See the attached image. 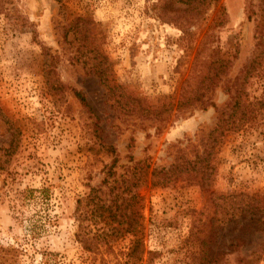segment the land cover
<instances>
[{
    "label": "rangeland",
    "instance_id": "obj_1",
    "mask_svg": "<svg viewBox=\"0 0 264 264\" xmlns=\"http://www.w3.org/2000/svg\"><path fill=\"white\" fill-rule=\"evenodd\" d=\"M1 2L0 264H188L198 249L192 233L211 229L222 264H264V234L240 232V198L226 196L264 193V110L249 126L225 132L214 148L207 138L264 46V0H220L221 25L213 23L216 6L209 5L188 36L160 18L157 0ZM207 48L230 63L212 93L214 106L205 109L173 108L159 119L128 113L95 73L105 57L129 95L146 105H174L194 58ZM263 94L264 59L246 79L242 97ZM203 151L215 156L208 189L180 179L137 189L143 196L141 261L127 258L130 235L110 236L90 219L79 227L77 200L85 204L91 187L105 190V165L114 157L120 174L135 162L168 168L178 156L192 159ZM237 234L240 243L232 246ZM104 236L108 240L98 242ZM80 237L91 240L90 248Z\"/></svg>",
    "mask_w": 264,
    "mask_h": 264
},
{
    "label": "trees",
    "instance_id": "obj_2",
    "mask_svg": "<svg viewBox=\"0 0 264 264\" xmlns=\"http://www.w3.org/2000/svg\"><path fill=\"white\" fill-rule=\"evenodd\" d=\"M159 16L164 20L176 22L184 36L191 34L189 27L200 20L208 6H216L213 16V23L221 25L226 21V13L220 0H157ZM180 4L182 6H176ZM2 11V2L0 0V12ZM263 46V44H261ZM208 52L200 57L194 58L189 73L182 80L179 88V96L176 103L172 101H163L159 105L145 104L144 99L129 95L121 85L115 83L110 62L105 57H101V63H96L95 73L99 81L106 87L108 96L113 99L114 103L123 111L135 113L138 116L149 118H161L165 112L168 114L173 108L182 110L187 108L199 107L205 109L214 106L212 93L218 85L221 77L226 74L230 61L213 53V50L207 48ZM99 59V57H96ZM264 59V46L250 60L245 69V74L241 83H238L240 89L231 96L225 107L218 112V122L211 131L208 132L207 138L214 148L218 140L224 136L225 132L237 131L253 123L257 116L264 110V94L252 101H246L242 97V87L249 76L256 73ZM229 90V89H228ZM76 96L84 107L88 108L85 97L77 91ZM94 133H98L99 127L96 120L89 123ZM264 130V123L262 125ZM13 146L10 141V147ZM106 151L113 153L111 145H106ZM13 151V150H11ZM215 158L211 151L196 153L192 159L178 156V160L170 167H151L144 161L135 162L128 166L123 173L117 174L115 166L117 157L109 165H105V176L102 183L105 190L91 187L87 194V201L83 204L81 199L77 200L76 212L78 215L79 227L83 228L85 219L94 222H102V230H111V235H130V246L126 253L128 260L136 262L141 261V232H142V208L143 196L137 189L144 183L148 182L151 186L164 187L174 181L186 180L194 182L201 187L208 189L210 179L215 172ZM29 190V189H28ZM27 190V191H28ZM29 190V196L31 195ZM45 193L47 188L42 187L38 190ZM221 195L219 197H224ZM231 198H240L239 205L243 209L244 216L238 230L244 233L261 232L264 234V193H234L228 194ZM235 203V201H228ZM93 223V222H91ZM215 232L213 229L199 236L196 232L192 233L193 239L197 241L198 249L193 259L188 264H222L220 252H215L211 243L214 241ZM79 238V233H78ZM102 237L98 242L108 239ZM240 237L236 235V242L232 246L240 243ZM85 248H90L91 240L81 239ZM14 251V248H7ZM241 257L240 261H244ZM247 262L244 261V264ZM121 264V263H120Z\"/></svg>",
    "mask_w": 264,
    "mask_h": 264
}]
</instances>
